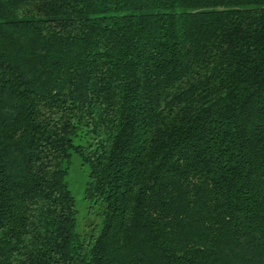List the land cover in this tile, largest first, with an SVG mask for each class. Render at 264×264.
Returning a JSON list of instances; mask_svg holds the SVG:
<instances>
[{"label": "trees", "instance_id": "1", "mask_svg": "<svg viewBox=\"0 0 264 264\" xmlns=\"http://www.w3.org/2000/svg\"><path fill=\"white\" fill-rule=\"evenodd\" d=\"M0 264H264V0H0Z\"/></svg>", "mask_w": 264, "mask_h": 264}, {"label": "rangeland", "instance_id": "2", "mask_svg": "<svg viewBox=\"0 0 264 264\" xmlns=\"http://www.w3.org/2000/svg\"><path fill=\"white\" fill-rule=\"evenodd\" d=\"M88 173L89 170L83 165L81 159L78 156L73 155L70 174L68 176V183L70 190L76 199V206L78 210V231L81 235L90 231L91 228H88L90 224L94 225L99 221L95 215H91L89 213L90 203L85 199Z\"/></svg>", "mask_w": 264, "mask_h": 264}]
</instances>
